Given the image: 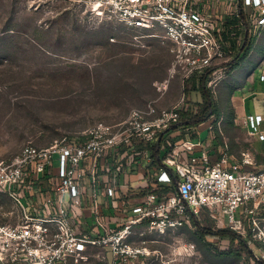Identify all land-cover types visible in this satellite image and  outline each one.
Segmentation results:
<instances>
[{
    "label": "built area",
    "instance_id": "1",
    "mask_svg": "<svg viewBox=\"0 0 264 264\" xmlns=\"http://www.w3.org/2000/svg\"><path fill=\"white\" fill-rule=\"evenodd\" d=\"M215 1L228 4L217 22L204 13L207 3ZM83 2L95 14L128 28L162 30L171 44L169 79L178 75L182 82L199 74L211 85V77L227 69L218 22L229 13L237 17L242 12L264 32V0ZM259 80L264 82V73ZM167 86L168 80L157 87L164 92ZM187 105L184 95L169 108L148 103L114 124H94L79 141L26 145L0 162V191L9 196L18 218L14 225H0V263L142 264L151 255L149 236L189 227L202 212L218 228L258 242L259 258L264 259V218L258 216L264 211V169L242 170L255 165L248 152L241 153L239 163H231L226 144L218 161L210 164L199 133L194 140L171 142L168 131ZM261 124L259 115L243 121L247 134L263 141L264 133L257 130ZM160 138L164 142L157 147ZM154 146L162 152L157 167ZM133 165L136 182L142 184L136 189L120 183ZM128 197L134 199L127 203ZM181 249L193 254L188 244Z\"/></svg>",
    "mask_w": 264,
    "mask_h": 264
},
{
    "label": "rangeland",
    "instance_id": "2",
    "mask_svg": "<svg viewBox=\"0 0 264 264\" xmlns=\"http://www.w3.org/2000/svg\"><path fill=\"white\" fill-rule=\"evenodd\" d=\"M170 46L162 30L128 28L95 14L83 0H0V162L26 145L79 141L94 124H114L148 103L174 105L185 91L180 76L169 79ZM228 72L211 77L212 96ZM166 80L169 87L177 85V96L158 90ZM221 134L227 152L240 157L244 142L234 146ZM258 216L264 218L262 212ZM197 220L201 226L211 221L213 230L225 229L206 212ZM17 222L11 199L0 191V225ZM148 238L151 255L142 264H256L244 254L220 256L229 242L201 238L192 224ZM252 242L250 249L259 258V243ZM184 244L193 254L183 252Z\"/></svg>",
    "mask_w": 264,
    "mask_h": 264
},
{
    "label": "crops",
    "instance_id": "3",
    "mask_svg": "<svg viewBox=\"0 0 264 264\" xmlns=\"http://www.w3.org/2000/svg\"><path fill=\"white\" fill-rule=\"evenodd\" d=\"M206 3L203 2L205 11L208 6L209 9L204 13L216 20V22L218 17L222 13H225L227 11L226 8H228V4L225 2H208V6ZM230 17L233 16L229 13L226 19ZM245 21L246 26L242 35L244 39V35L247 33V53L235 68H227L229 72L226 78L217 86L212 96L214 108H217V118H213L214 111V114L206 122L199 124L196 128L184 127L182 123H177L169 129L168 138L171 142L177 144L183 141L194 140L199 133L198 135H200L203 145L209 151V162L210 164H214L218 161L223 149V142L225 141L220 136L223 133L228 142L234 146L238 142H244L245 151L243 152H248L252 155L255 165L243 166L242 170L255 171L264 169V140L260 141L256 136H249L243 125V121L246 116L251 114L261 116L262 124L257 130L264 133V82L259 80L260 75L264 73V32L257 31L248 19H245ZM223 23L220 24L218 22L219 38L223 32ZM236 34L238 36L241 34V31ZM226 54L230 59L228 52ZM194 77H200V75L196 74ZM169 85L164 92H161L162 95L169 91V96L175 94L177 96V85L172 84L170 87ZM197 97L198 99L200 98L199 95ZM172 105L164 106L158 104V107L169 108ZM217 124L219 128H217ZM161 140L164 142L163 138H160ZM136 147L140 149L143 146L136 144ZM235 154L233 152L229 154L231 163H239L240 161V157H236ZM137 175L136 166L133 165L131 168H126L124 174L121 176V185H127L130 189L132 187L135 189L141 187L142 184L136 182ZM138 196L135 199L138 198L139 200L141 194ZM132 199L134 198L128 197L125 201L128 203ZM106 212L108 211L106 210ZM262 214H264V211ZM255 248L258 251V247Z\"/></svg>",
    "mask_w": 264,
    "mask_h": 264
},
{
    "label": "trees",
    "instance_id": "4",
    "mask_svg": "<svg viewBox=\"0 0 264 264\" xmlns=\"http://www.w3.org/2000/svg\"><path fill=\"white\" fill-rule=\"evenodd\" d=\"M246 26V21L243 13L239 12L238 16L230 17L226 19L223 23V32L220 34V40L223 47L230 55L229 61L225 64L227 68L233 69L237 66L238 62L247 53V39L245 47L241 50V45L243 42L244 27ZM241 31V34L237 36L236 33ZM240 52V56L237 57ZM208 77L202 75L200 77L192 76L184 82V98L187 101L186 109L180 112V119L178 123H182L184 127H197L199 124L206 122L211 115L214 114V102L210 90L207 86ZM192 93L194 97L192 96ZM199 95V99L198 96ZM195 109V110H194ZM195 134V133H194ZM195 137V136H194ZM162 141V140H161ZM160 141V145L163 141ZM174 143V142H173ZM153 152V165H160V151L157 150L156 146L152 147ZM169 188L164 189V192L168 191ZM195 233L204 238L207 235L216 236L219 239L227 240L229 246L226 250L218 251L220 256H231L236 258L244 257L249 261L256 264H264V259L256 258L250 245H254L250 237L246 239H241L235 232L229 229H218L213 230L212 222L205 220V225L201 226L197 218L193 219L191 222ZM237 245V247L235 246ZM255 246V245H254ZM213 249L215 247L211 246Z\"/></svg>",
    "mask_w": 264,
    "mask_h": 264
},
{
    "label": "water",
    "instance_id": "5",
    "mask_svg": "<svg viewBox=\"0 0 264 264\" xmlns=\"http://www.w3.org/2000/svg\"><path fill=\"white\" fill-rule=\"evenodd\" d=\"M246 39H247V33H245V35H244V40H243L242 45H241V50L245 47ZM239 56H240V52L238 53L237 57H239ZM159 143H160V139L157 142V147H158Z\"/></svg>",
    "mask_w": 264,
    "mask_h": 264
}]
</instances>
